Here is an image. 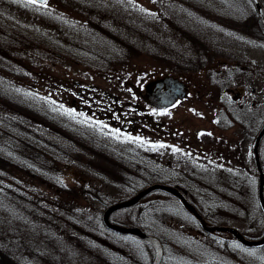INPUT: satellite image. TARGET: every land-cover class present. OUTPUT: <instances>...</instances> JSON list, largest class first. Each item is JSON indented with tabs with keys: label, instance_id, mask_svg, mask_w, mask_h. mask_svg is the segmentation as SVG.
Returning a JSON list of instances; mask_svg holds the SVG:
<instances>
[{
	"label": "rangeland",
	"instance_id": "rangeland-1",
	"mask_svg": "<svg viewBox=\"0 0 264 264\" xmlns=\"http://www.w3.org/2000/svg\"><path fill=\"white\" fill-rule=\"evenodd\" d=\"M261 2L264 7V0ZM46 5L0 0V264H108V254L123 248L135 259L146 252L151 264L154 248L115 235L104 224V211L131 198L145 184L164 181L167 171L194 183L192 188L206 182L188 165L198 156V149L194 150L191 143L203 118L216 121L214 97L218 88L221 106L234 103V92L226 98L223 83L218 85L206 69L217 65L218 57L229 60L223 54L225 50L237 54V58H231L236 63H260L264 59V47L259 43H240L246 49L243 55L238 54V42L234 41V31L241 33L244 28L239 24L249 22L256 27L248 36L262 37L255 7L250 0H46ZM218 39L220 42H213ZM206 48L215 54L208 58ZM77 51L88 57H73ZM202 54L206 66L196 69ZM242 56L244 60L239 59ZM188 62L194 68L191 74L185 71ZM118 74L126 76L124 86L133 87L135 83L142 88L156 77H185L202 93L161 113L166 124L174 125L175 132L169 133L166 126L158 132L159 143L166 149L165 153L157 152L154 176L148 172L147 151L102 148L82 138L63 141L67 146H59L56 99L64 100L65 106L70 105L67 110L75 112L74 80L93 84L105 75V82L123 81ZM243 78L234 76L231 88L240 89ZM103 127L114 138L110 143L125 139L110 123ZM222 133L226 143L233 138L230 131ZM234 137L239 152L244 141L242 131L237 129ZM228 146L222 148L225 153L230 151ZM91 148L99 153L90 154ZM250 148L247 143L244 157L235 156L236 175L241 179ZM101 153L105 159L99 158ZM72 156L83 161L79 163ZM252 161L250 175L255 181ZM233 162L232 158L219 160L218 172L211 181L214 190L205 191L216 193L221 200L212 207V213L242 233L261 238L264 215L257 190L244 202L230 196ZM71 167L80 174H74ZM83 180L87 185L81 184ZM165 194L159 190L149 194L140 207L169 206V220L161 239L171 259L179 258L176 247L181 248V240L191 233L190 237L198 238L197 246L186 245L181 258L190 256L194 264L209 259L213 264H264V247L247 249L228 233H205L174 196ZM137 209L135 216L139 215ZM122 210L114 212L112 218L129 221V212Z\"/></svg>",
	"mask_w": 264,
	"mask_h": 264
},
{
	"label": "flooded vegetation",
	"instance_id": "flooded-vegetation-1",
	"mask_svg": "<svg viewBox=\"0 0 264 264\" xmlns=\"http://www.w3.org/2000/svg\"><path fill=\"white\" fill-rule=\"evenodd\" d=\"M251 1V0H250ZM252 2V1H251ZM257 20L259 21L258 26L262 27L260 16L257 12ZM244 26L241 33L237 30L234 32L237 35L234 41L238 42L236 48L238 50V54H243L246 52V49L241 46L243 45L259 43V46L264 47V29L260 28L261 38L251 39L248 34H250L249 30L252 29L256 24L247 23V24H239ZM228 28L232 29L231 26L226 25ZM256 27V26H255ZM256 29V28H255ZM214 43L220 42V39L214 40ZM231 42V41H230ZM232 43V42H231ZM205 48V47H204ZM203 48V49H204ZM206 52L208 48L205 49ZM219 53L223 52L218 50ZM226 52H230V50H225ZM249 51V50H248ZM247 51V52H248ZM223 52V54L229 57L228 59H224L222 57H218L217 65H213L206 69L208 71L209 77L213 78V80L220 85L223 83L226 90L224 91V95L228 98L229 94L234 92L232 96L233 104L228 107V104L224 103L220 104L221 95L220 89L216 90V95L214 97V103L216 105V114L215 119L207 120L202 119V121L198 125V130L196 136L193 138V143H191L192 148L197 150L195 157L196 160L192 161L193 167H196L199 172V177L206 182H200V187H214V182H211L215 179V174L218 172V164L220 159L224 158H232L234 162L232 163L231 168V177H230V186L233 189H240L241 182L244 184L245 188L248 190L252 185V168L250 166V161H252V156L254 155V146L256 142V138L260 131L264 126V59L261 62H257L256 60L249 61L245 64L240 62H234L231 58H237V54L234 56L232 54ZM210 53L208 58L211 56ZM73 57L84 58L88 57L85 54L82 56L81 51H77V53L72 54ZM85 56V57H84ZM245 58V56L240 57L239 59ZM199 61L196 65L198 67L196 69H204L207 63L204 59V54L199 56ZM241 59V60H242ZM191 62H188L184 65L185 71L188 74H191L194 68L190 65ZM244 76V80L242 81V85L240 89H232V81L231 79L234 76ZM164 76H174L182 80L186 87L187 92L186 95L182 99H178L173 106L183 103L188 100H192L196 95H202L199 91L200 88L193 87L190 80L185 77L182 79L176 75H164ZM119 82L104 81L108 79L105 75H100L101 81L90 84L85 83L80 80L73 81V89L74 96L72 97V102L74 106L72 108L75 109V112H69L67 108L70 106L64 105V100L56 99V113L57 118L55 119V123L58 126L57 135L60 138V144L66 145L63 141L70 142V140H77L79 138L82 139H90L94 143L99 144L102 148L115 149L119 146L126 149V151H130L132 153H137L139 151H147L150 162L149 174L156 175V156L157 152L165 153L166 149L163 144L159 143L158 132H160V128L166 126V129L169 133H174L175 128L172 124H166L165 120L160 117L161 113L167 111V109H159L154 105H151L146 100V84L144 87H140L135 83H132L133 87L124 86L123 82L126 76L124 74L117 75ZM161 77V76H160ZM163 77V76H162ZM104 78V79H103ZM158 78V77H156ZM103 79V80H102ZM186 79V80H184ZM231 84V85H230ZM244 102V103H241ZM226 108H225V106ZM66 107V108H65ZM221 107L223 109H221ZM70 109V108H68ZM110 123V125L119 130L122 134H124L125 139L123 141H112L114 140L112 135L107 134L103 125L104 123ZM239 129L242 131V135L244 136L243 144L239 145V152L236 151V137H234V132ZM223 131H230L233 133L232 137L228 143H226V139ZM219 133H222L219 134ZM72 136V137H71ZM64 140H63V139ZM224 141V143L222 142ZM249 143V148L251 150V155L249 157V163L246 161L241 170H244V177L241 179L240 175H236V159L235 156L244 157V146ZM227 144H229L228 153H225L222 148H227ZM163 145V146H161ZM185 143L184 146H186ZM69 147V144H68ZM233 148V149H232ZM264 136L260 139L258 145V154L260 158V165L262 170L264 171ZM128 149V150H127ZM91 153H99L97 150L88 149ZM92 151H94L92 153ZM227 154L223 156V154ZM100 158H106L102 153L98 154ZM102 155V156H101ZM75 157L72 156L71 159ZM189 158V157H187ZM192 159V158H191ZM75 160L81 163L83 160L81 157H76ZM74 171V174L79 175L80 173L76 171L75 167H71ZM248 174V175H247ZM163 175V173H162ZM164 176L167 177L162 182H173L178 177L177 174L167 171ZM241 182L239 183L238 181ZM144 182V181H141ZM140 183V180L137 181ZM82 185H87L86 181L83 180L81 182ZM128 184V183H126ZM212 185V186H210ZM239 187V188H238ZM236 202H240L239 200H235Z\"/></svg>",
	"mask_w": 264,
	"mask_h": 264
},
{
	"label": "water",
	"instance_id": "water-1",
	"mask_svg": "<svg viewBox=\"0 0 264 264\" xmlns=\"http://www.w3.org/2000/svg\"><path fill=\"white\" fill-rule=\"evenodd\" d=\"M255 6L258 9L259 15L261 17L262 24L264 26V11L262 5L259 0H253ZM42 4V3H38ZM187 92L186 85L180 81L178 78L174 76H164L154 80L149 81L146 84V100L149 104L154 105L157 108H167L173 105L177 99H182ZM264 135V126L260 133L258 134L254 146V154H255V161L257 168L259 170V189H258V197L261 204V207L264 211V173L262 171L259 155H258V145L260 139ZM156 190H164L169 192L170 194L174 195L177 199H179L184 206L191 212V214L200 222L202 228L209 233H216V232H226L231 234L236 240L241 242L246 247H258L264 245V236L257 240H251L245 238L241 233H239L235 228L230 226H217L209 224L202 215L198 212L193 204H191L187 198L185 197L184 193L178 190L175 187L161 184V183H154L151 184L142 190H140L137 194H135L132 198L117 202L111 206H109L104 214H103V221L107 228L116 231L120 234H134L148 242H150L156 251V256L154 259L153 264H160L162 255H163V248L160 241L155 238L151 237L146 234L142 229L137 227H126L121 226L118 224L113 223L110 220L111 215L120 209L129 208L148 194Z\"/></svg>",
	"mask_w": 264,
	"mask_h": 264
},
{
	"label": "trees",
	"instance_id": "trees-1",
	"mask_svg": "<svg viewBox=\"0 0 264 264\" xmlns=\"http://www.w3.org/2000/svg\"><path fill=\"white\" fill-rule=\"evenodd\" d=\"M193 184L194 183H192V182H188L185 184L186 186L183 185V183L182 184L173 183L171 185L182 190L186 194V197L188 198V200L192 204L195 205V207L202 214V216H204V218L206 220H208L210 223L215 224V225L228 224L227 221H225L224 219H222L219 216H215L212 213V207L215 204H221L220 203L221 200L219 199V197L216 193H214L212 191L209 193H205V191L206 190L210 191V190H214V189L210 188V187L192 188V186H195V184L194 185ZM255 185H256V180L255 181L252 180V185L250 186V189H248V190L245 188L243 183H241V185L239 186L240 189H236V190L231 188V186L229 185L228 189L233 190L230 193V196H231V194H233L239 200L241 199L242 201H246L247 199L253 197V193L255 192ZM218 186H219V184H218ZM218 189H220V187ZM195 190H198V191H195ZM162 192H164V191H162ZM164 193H167V192H164ZM226 193H228V192L226 191ZM209 194H210V196L208 197ZM165 195H169V193H167ZM196 196L199 198L203 197V199L205 198V200H198ZM236 198H234L233 200H236ZM200 199H202V198H200ZM140 204H141V202L137 203L136 205H134L130 208H125L124 210H122V211L129 212V216H128L129 221L121 222V221L115 220L114 217L113 218L111 217L112 221L117 223V224H121V225L141 228L148 235L153 236V237H157L163 245V240L161 239V234L164 231V230H162L164 224L165 223L167 224V220H169L168 217L166 216V213H169V206H166L164 204H156V205H154L153 208L150 207V208L142 209L140 207ZM135 209L138 210V213H139L138 216L134 215ZM260 212H261V214H263L262 211H260ZM189 216H190V213H189ZM171 221L172 220H170V223L172 225ZM114 234L119 236V237L132 238L134 240H138L142 243L147 244V246L149 248L150 247L153 248V246L150 243L142 240L138 236L122 235V234H119L116 232H114ZM244 234H246L248 236L251 235L250 237H254V238L257 236V234L253 235L249 232H244ZM188 235H187L188 236L187 239H184V241L181 240V242H182L181 248L175 246L179 250V251H177V256L179 258L171 259V256H170L171 252H166V254L164 252L161 264H194L195 263V260L190 256L186 260L181 258L182 257L181 254L184 251V247L186 245L189 244V245L195 247V246H197V243H198L197 237H195V238L190 237L191 233ZM178 240H180V239H178ZM113 253H117V254H113ZM108 257H109L108 264H149L148 263V254L144 251L141 252V254H139V258H137V259H135L132 254L127 252V250L125 248L120 249V251H114V252L112 251L111 253L108 254ZM203 263L204 264H213V259H209L208 262H203Z\"/></svg>",
	"mask_w": 264,
	"mask_h": 264
},
{
	"label": "snow or ice",
	"instance_id": "snow-or-ice-1",
	"mask_svg": "<svg viewBox=\"0 0 264 264\" xmlns=\"http://www.w3.org/2000/svg\"><path fill=\"white\" fill-rule=\"evenodd\" d=\"M27 3H29V4L42 3L43 6H47V5H46V0H27ZM161 146H163V145H161Z\"/></svg>",
	"mask_w": 264,
	"mask_h": 264
}]
</instances>
